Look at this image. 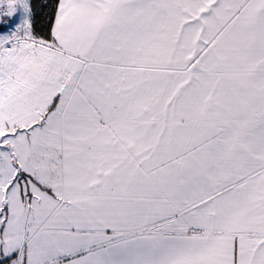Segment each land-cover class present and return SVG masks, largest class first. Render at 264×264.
Returning a JSON list of instances; mask_svg holds the SVG:
<instances>
[{
    "label": "snow or ice",
    "instance_id": "1",
    "mask_svg": "<svg viewBox=\"0 0 264 264\" xmlns=\"http://www.w3.org/2000/svg\"><path fill=\"white\" fill-rule=\"evenodd\" d=\"M0 264H264V0H0Z\"/></svg>",
    "mask_w": 264,
    "mask_h": 264
}]
</instances>
